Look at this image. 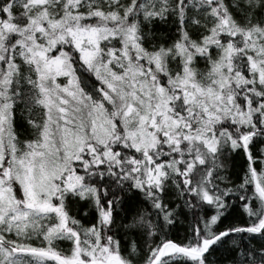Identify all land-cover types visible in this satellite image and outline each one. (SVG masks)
<instances>
[{
  "label": "snow or ice",
  "instance_id": "obj_1",
  "mask_svg": "<svg viewBox=\"0 0 264 264\" xmlns=\"http://www.w3.org/2000/svg\"><path fill=\"white\" fill-rule=\"evenodd\" d=\"M0 264H264V0H0Z\"/></svg>",
  "mask_w": 264,
  "mask_h": 264
}]
</instances>
